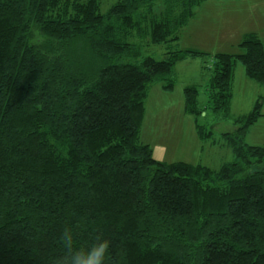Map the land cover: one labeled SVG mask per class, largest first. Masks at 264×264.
<instances>
[{
	"label": "trees",
	"instance_id": "16d2710c",
	"mask_svg": "<svg viewBox=\"0 0 264 264\" xmlns=\"http://www.w3.org/2000/svg\"><path fill=\"white\" fill-rule=\"evenodd\" d=\"M205 2L120 0L101 14L100 0H0V264H47L65 226H81L82 241L103 232L115 264H264V146L245 141L264 97L231 114L239 64L264 89V41L181 49ZM204 58L207 102L187 86L183 111L201 143L234 160L157 161L141 139L151 90L172 93L176 66ZM208 112L234 130L215 140L199 122Z\"/></svg>",
	"mask_w": 264,
	"mask_h": 264
},
{
	"label": "rangeland",
	"instance_id": "374dc122",
	"mask_svg": "<svg viewBox=\"0 0 264 264\" xmlns=\"http://www.w3.org/2000/svg\"><path fill=\"white\" fill-rule=\"evenodd\" d=\"M118 1L120 0H100L101 14H106ZM208 2H210L209 9H203L202 13L199 14V11L201 12L205 5L204 3L197 10L199 15L197 14L198 16L194 21L197 24L200 22L199 27L202 32L198 35L196 30L198 37H194L189 35V30L191 29L188 31H185L186 28L182 30L179 35L181 37L179 42L181 49L194 46L193 48L205 52L209 50L211 54L234 53L243 38L240 33L246 35L251 30L259 31L264 41V18L262 17L264 9L256 7L249 9L248 7L250 3H261V5H257L261 7L264 0L220 2L225 3L222 8L214 6V0H209ZM209 10L211 14L205 18ZM218 33H221V37H218ZM232 33L237 34L231 44H226L225 41H222V38ZM201 43L214 46V48H205L200 46ZM142 44L146 56L153 57L157 61L164 59V53L166 52L164 46L149 45L145 41ZM211 64L208 58L180 63L176 66L178 84L172 93L164 92L159 86L152 88L146 103L147 114L142 127L141 139L143 143L149 144L154 149V156L160 162L174 163V161H182L189 164L205 165L217 170L223 164L234 160L230 150L222 151L217 147L201 143L193 118L185 115L182 109L184 101L183 90L190 85H195L199 88L200 103L204 105L207 102L206 85H208V79L212 75V71L208 69L212 66ZM233 85L234 97L231 105V114L234 117L246 116L253 111L259 98L264 97V89L246 78L244 67L241 64L237 66ZM261 112L264 116V102ZM199 122L208 129L213 127L215 140H218L222 133L234 130L231 122H216L211 112L201 117ZM245 141L248 145L264 146V117L250 129ZM202 145L205 146L203 151L200 148Z\"/></svg>",
	"mask_w": 264,
	"mask_h": 264
},
{
	"label": "clouds",
	"instance_id": "9594fccd",
	"mask_svg": "<svg viewBox=\"0 0 264 264\" xmlns=\"http://www.w3.org/2000/svg\"><path fill=\"white\" fill-rule=\"evenodd\" d=\"M82 230L81 226L63 227L57 240L61 254L50 256L47 264H115L111 239L94 230L82 241Z\"/></svg>",
	"mask_w": 264,
	"mask_h": 264
},
{
	"label": "crops",
	"instance_id": "0c3cea01",
	"mask_svg": "<svg viewBox=\"0 0 264 264\" xmlns=\"http://www.w3.org/2000/svg\"><path fill=\"white\" fill-rule=\"evenodd\" d=\"M209 1V0H208ZM207 1V2H208ZM215 2H213V5L214 6H216L217 8H222V5L223 4H225L226 2L225 1H228V2H230L231 0H214ZM207 2L205 3V5L203 6V8H202V10H201V12L199 11V14L200 13H202V11H203V9H207L208 8V6L210 5L209 3L210 2H208V4H207ZM220 2H225V3H220ZM257 5H261V3H250V5L248 6L249 7V9H251L252 7H256V8H260V9H264V3H263V5L261 6V7H259V6H257ZM209 9V8H208ZM198 14V15H199ZM211 14V12H210V10H209V12H208V14L205 16V18H207V16L209 17V15ZM197 15V16H198ZM262 17L264 18V14H262ZM197 18V17H196ZM195 18V19H196ZM195 19L194 20H192L191 22H190V24L186 27V29H185V31L187 30H189V29H191V30H189L190 31V36H194V37H198L197 36V34H196V30L198 31V35L202 32V29L199 27V25H200V22H199V24H197L196 22H194L195 21ZM199 19H201V18H199ZM211 19H213L212 17H211ZM253 26V25H252ZM251 28H253V27H251ZM259 29V28H258ZM263 29H264V27H263ZM193 30H195V31H193ZM256 33V34H258V36L261 38V34H260V32L259 31H257V30H251V31H249V33ZM236 34L237 33H232L231 35H229V36H227V37H224V38H222V41H225L226 42V44H231L232 43V40H233V38L236 36ZM241 34V36H244L243 35V33H240ZM218 37H221V33H218ZM227 38V39H226ZM262 39V38H261ZM263 40V39H262ZM200 46H204L205 48H214V46H208L207 44H202L201 43V45ZM194 46H189L188 48H186V49H195V48H193ZM195 50H199V49H195ZM199 51H202V50H199ZM202 52H205V51H202ZM206 53H209V54H211L210 52H209V50L208 51H206ZM201 69V68H200ZM158 93H160V92H158ZM182 109H183V107H182ZM184 112V111H183ZM185 114V113H184ZM195 124V123H194ZM149 145V144H148ZM200 148H201V146H200ZM220 150H222V151H225L224 149H220ZM201 151H203V149L201 148ZM153 153H154V155H155V151H154V149H153ZM154 158L156 159V157L154 156ZM157 161H159L158 159H156ZM174 162H182V161H174ZM192 164H194V163H192Z\"/></svg>",
	"mask_w": 264,
	"mask_h": 264
}]
</instances>
